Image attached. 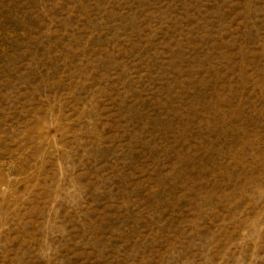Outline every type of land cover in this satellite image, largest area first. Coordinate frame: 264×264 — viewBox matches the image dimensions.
I'll return each mask as SVG.
<instances>
[{"label":"rangeland","instance_id":"rangeland-1","mask_svg":"<svg viewBox=\"0 0 264 264\" xmlns=\"http://www.w3.org/2000/svg\"><path fill=\"white\" fill-rule=\"evenodd\" d=\"M0 264H264V0H0Z\"/></svg>","mask_w":264,"mask_h":264}]
</instances>
